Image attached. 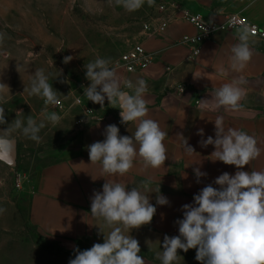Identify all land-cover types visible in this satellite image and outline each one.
Listing matches in <instances>:
<instances>
[{
  "label": "crops",
  "instance_id": "1",
  "mask_svg": "<svg viewBox=\"0 0 264 264\" xmlns=\"http://www.w3.org/2000/svg\"><path fill=\"white\" fill-rule=\"evenodd\" d=\"M186 6L201 12L214 22H221L231 13L245 15L258 29L264 31V0H195ZM236 29L218 31L206 40L200 53L189 59L190 50L182 40L184 34H194L196 28L183 19L179 13H172L166 30L158 35H145L139 32L137 42L152 53V62L144 69L129 72L116 65L117 74L123 79L142 78L148 85L145 99L148 101V116L157 121L161 130L168 133L164 144L168 159L158 169L144 168L137 156L133 168L124 176H109L102 172L101 164L91 163L88 145L105 139L106 126L116 124L120 135L132 136L136 122L120 123V110L105 100L104 107L95 106L93 117L87 123H80L83 109L74 105V115L62 118L57 124L66 131V140L58 151V158L45 165L40 173L24 187L28 197L29 222L44 236L62 240L71 244L75 241L103 243V234L108 229L102 219L92 216L91 197L94 191H101L106 180L124 183L128 190L141 187V182L151 179L150 187L169 200V205H157L156 193H150V203L156 208V214L148 225L133 229L130 235L139 241L140 255L145 264H161L157 254H162L164 235H179L177 219H183L182 205L193 203V197L199 191L212 184L224 172L234 175L236 166L221 161H212L210 155L213 145L201 147V139L215 138L214 120L224 118L225 127L245 131L257 140L261 155L244 166V171H264V38L254 36L250 41L253 57L242 72L229 70L221 75L220 68H229L231 47L238 41ZM202 76L199 79L194 76ZM243 76L247 83L246 96L241 101L240 111L220 108L217 111L201 110L202 99L214 102L215 90L224 83ZM180 86L184 87L181 91ZM123 87V85H122ZM126 90V89H125ZM199 129L204 130L201 137ZM182 134L195 153L184 150ZM200 167L206 177L196 182L193 169ZM100 228V229H99ZM180 259L174 264H200L195 259L196 249L188 252L178 250Z\"/></svg>",
  "mask_w": 264,
  "mask_h": 264
},
{
  "label": "clouds",
  "instance_id": "2",
  "mask_svg": "<svg viewBox=\"0 0 264 264\" xmlns=\"http://www.w3.org/2000/svg\"><path fill=\"white\" fill-rule=\"evenodd\" d=\"M116 5L128 12H134L144 6L145 0H115ZM153 6L155 0H147ZM255 29L241 24L236 30L237 43L231 47L229 68H220L221 75H228L229 70L242 72L253 57L250 41L255 36ZM4 34L0 33V42ZM74 57L63 58L69 63ZM110 59L97 57L84 65L86 79L90 85L84 88V96L88 101L104 107L105 100L120 110V123L136 122V130L132 136L120 135L116 124L106 126L105 139L87 146L91 163L99 162L102 172L109 176H124L134 166L137 156L142 160L144 168L158 169L168 159L164 144L167 132L161 130L157 121L147 118L148 101L145 95L148 85L142 78L133 82L121 78L115 68L110 67ZM202 76H194L199 79ZM43 69L32 74L30 87L24 88L30 96L41 97L46 106H58L61 95L49 82ZM65 82V81H61ZM247 83L243 76L224 83L214 93V102L202 99L201 110L217 111L224 108L240 111L241 101L246 96ZM123 85V87H122ZM126 89V90H125ZM10 93L7 84L0 82V104L6 103ZM21 112V111H18ZM43 119L37 122L32 116L26 121L15 118L10 124L5 119V108L0 106V161L9 162L16 150L15 133L19 132L37 143L40 142V131L46 126L45 121L56 125L61 116L55 111H42ZM215 138L208 136L201 139V147L214 146L211 153L212 161H221L226 165H234V175L227 172L219 175L213 187L208 184L193 197V203L182 205L183 219H177L179 235H164L162 254H157L161 264H174L181 256L178 250L188 252L196 249L195 259L200 264H264V171H244V166L261 155L254 136L245 131L225 127L224 118L217 116L214 120ZM198 135L203 137L204 130L199 129ZM185 152L195 153L193 147L182 134ZM196 182L208 174L200 167L193 169ZM151 179L141 182V187H128L116 180H106L101 191H94L91 197V214L102 219L110 229L105 234L102 229L103 243H95L90 249L76 248L75 257L69 264H145L140 255L139 241L130 235L133 229L152 222L157 208L150 203V193L155 192L157 205H169V200L161 194L157 185L151 187ZM3 211V209H0Z\"/></svg>",
  "mask_w": 264,
  "mask_h": 264
},
{
  "label": "rangeland",
  "instance_id": "3",
  "mask_svg": "<svg viewBox=\"0 0 264 264\" xmlns=\"http://www.w3.org/2000/svg\"><path fill=\"white\" fill-rule=\"evenodd\" d=\"M194 1L155 0L150 7L145 0L139 10L128 12L115 0H0V33L4 34L0 82L10 88L7 102L0 106L5 108L7 123L15 118L26 121L29 115L40 122L46 107L61 119L74 115L70 108L46 106L41 97L24 91L37 69L44 70L60 100L69 105L79 96L95 111L97 104L84 96V88L90 85L84 65L99 56L110 59L114 68L121 54L137 43L143 23L157 14L161 2L189 6ZM69 55L74 58L63 63ZM45 124L39 143L15 133L14 156L9 162L0 161V264H69L76 248L93 246L88 240L68 244L44 236L29 222L24 187L58 158L67 137L62 126Z\"/></svg>",
  "mask_w": 264,
  "mask_h": 264
},
{
  "label": "built area",
  "instance_id": "4",
  "mask_svg": "<svg viewBox=\"0 0 264 264\" xmlns=\"http://www.w3.org/2000/svg\"><path fill=\"white\" fill-rule=\"evenodd\" d=\"M176 12L196 28L194 34H184L181 40L190 50L189 59L196 58L200 53L202 44L206 40L212 38L216 32L236 29L241 24H247L254 27L256 33L255 36L258 38H264V31L258 29L245 15L231 13L221 22H214L207 19L203 13L193 11L186 6L174 2H161L157 6V14L143 23L141 29L142 32L145 35H158L163 33L168 26L169 17L172 13ZM152 60V53L148 51L141 42H137L121 54L118 65L129 72H134L146 68ZM179 89L183 91L184 87L180 86ZM60 101V105L56 107L62 111L68 110L73 105H79L82 107L83 116L79 119L80 123H87L94 115L93 107L87 104L79 96L69 105L63 100ZM17 185L19 186V184Z\"/></svg>",
  "mask_w": 264,
  "mask_h": 264
}]
</instances>
